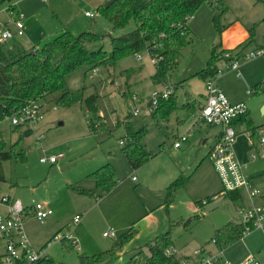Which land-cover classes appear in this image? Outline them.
I'll return each mask as SVG.
<instances>
[{
	"label": "rangeland",
	"instance_id": "obj_1",
	"mask_svg": "<svg viewBox=\"0 0 264 264\" xmlns=\"http://www.w3.org/2000/svg\"><path fill=\"white\" fill-rule=\"evenodd\" d=\"M88 1L92 2V0ZM88 1L75 0L74 15L69 21L63 20L65 12L61 11L62 9L51 8V0L48 2L13 0L1 3V20L9 21L12 18L14 22L20 8L25 15L24 21L27 28L26 35L22 37L23 44H17L11 39L3 46V49L9 54H15L22 49H29L27 48L29 44H45L63 30H70L77 35L84 31L97 34V38L85 41L86 46L89 49L102 48L110 51L112 36L127 33L136 28V23L132 20L128 26L114 29L112 23L99 12L100 5H89ZM224 1L227 10L221 17L223 27L221 32L214 24V11L208 2L202 4L188 20V24L194 21L199 24L200 32L196 31V36L194 32L190 35L194 37V41L191 40L184 51L185 65L189 63L194 53L190 67L199 68L206 63L212 44L220 46L223 42L224 46H229L233 44L235 38L248 34L252 27H255L258 36L264 33V2L256 5L252 2L254 0ZM79 2L81 4H78ZM86 10L92 11L94 16H85ZM230 26L233 31L223 41L222 32ZM191 51L193 52L190 54ZM59 56L57 54L56 58ZM242 63V74L236 76L235 72L226 68L227 62L223 61L219 65V68L223 70L218 76L219 86L228 97L246 101L251 110L253 124L259 125L264 121V89L252 94H248L247 90L256 83L264 81V59L257 57V59L243 60ZM180 67L172 76V80H168L169 83L177 80ZM155 69L149 51L144 49L134 55L120 58L114 66H100L96 72L93 68L82 66L68 74L69 90H82L85 97L93 93L100 97L98 112L105 119L109 130L97 135L90 130L88 123L90 113L82 103L61 106L56 103L54 96L48 97L42 103L44 104L42 117L34 125L32 133L24 134L22 139H20L21 130L12 127L9 119L0 122V133L6 141V149L9 150L12 144H17L14 156L2 163L5 180L0 182V187L14 198L22 199L23 203L29 207L30 215H32L33 200L47 203L54 211V214L47 217L44 222L32 217L26 221V229L32 245L36 249L46 247L47 254L54 261L53 264H78L80 255H85L91 250V241L95 244V249L88 255L110 249L116 238L127 232L136 221V228H138L136 237L127 242L115 258L105 263L124 264L135 252L143 248L146 242L166 231L173 222L175 245L183 248L191 257L196 256L202 248H206L213 253L221 251L222 260H228L230 264H239L250 255H255L264 264V235L259 228H255L230 246L219 247L213 242L215 228L229 221H241L237 206L243 203L248 204V201H234L223 197L221 198L223 204L220 206L211 210L207 207L203 208L201 220L194 221L192 228L186 229L181 224H177L181 217L186 219L192 212L189 208L190 204L200 199L195 196H202L203 192L210 190L206 188V184L212 187L216 183L213 175L215 169L206 155L213 142L212 134L219 127H211L200 122V129L191 130L193 116L182 107L186 99L183 88L178 90L179 105L175 114H172L168 120L160 116L155 118L148 109L149 97L167 85H156L153 82L151 76L155 73ZM188 89L197 98H201V94L206 91V81L200 76H193L189 81ZM126 95L129 97L128 100ZM135 95L142 103L138 105L140 111L137 115L131 113L135 105H129L128 102ZM183 115H185L186 123L175 122L178 116ZM125 120H130L139 128H147L143 143L148 150H154L157 153L154 159L137 170L131 168L122 153L123 146L119 143L126 132L125 126L120 122ZM176 126L180 127L178 136L187 134L190 135L191 140L189 145L185 144L179 150L180 152L174 151L171 147L178 137H175ZM238 129L237 147L243 151L241 154L245 155L248 149L249 130L248 127H238ZM41 134L45 137L42 141H38L37 138ZM208 137H211V140L205 143ZM162 146L166 150L159 153ZM59 153H63L65 157L56 164L40 160L44 154L50 156ZM204 157L206 161L202 172L194 174V168L191 171L187 170L188 166ZM107 163L115 167L118 181L116 187L110 192L103 193L102 197L97 199L81 195L70 188V184L77 183L85 186V181L94 183L91 188H95L96 182L86 175ZM170 166L178 168L186 166L185 173L191 175V179L180 189L174 202L167 208L164 201L166 186L169 183L162 185L160 178L155 176ZM210 167L214 172H211ZM250 170L257 175L264 186V159L255 160ZM133 176L137 180H133ZM97 192L101 193V190ZM243 194L246 195L245 192ZM77 214L82 217L81 224L78 226L73 221ZM111 229L115 236H104L103 232ZM68 230L74 236L76 249L70 247L66 240H53L55 234ZM82 240L85 241L88 249L83 248ZM145 249L150 254V250ZM222 260L215 264H223Z\"/></svg>",
	"mask_w": 264,
	"mask_h": 264
},
{
	"label": "trees",
	"instance_id": "obj_2",
	"mask_svg": "<svg viewBox=\"0 0 264 264\" xmlns=\"http://www.w3.org/2000/svg\"><path fill=\"white\" fill-rule=\"evenodd\" d=\"M5 1L0 0V4ZM208 2L214 11L213 21L221 32V17L227 10L224 0H115L109 6L104 4L98 7L99 12L104 15L113 25L114 29L124 28L133 20L136 28L118 36L111 37L112 50L102 48L89 49L85 41L95 39L97 34L84 31L75 34L70 30H63L52 40L45 44H35L29 49H22L15 54H9L4 49L5 44L0 45V122L4 121L14 111L26 106L32 100H37L43 106L46 99L54 96L56 103L61 106H71L77 102L82 103L87 112L90 113L88 120L90 130L97 135L109 130L105 119L98 112L99 95L93 93L87 97L82 90L71 91L67 86V76L70 72L88 66L97 69L100 66H114L120 58L134 55L144 49H152L155 44L160 45L159 51L163 59L155 65L156 71L152 76L155 84L165 83L174 73L182 56L183 49L191 42V29L188 24L192 16L202 4ZM12 6H10L11 8ZM264 21V18H263ZM255 27L251 28L253 31ZM232 49L218 50L214 47L206 66L195 75L207 80L217 74L219 63L223 60H231L234 56L226 58V52ZM60 56L56 58V55ZM262 82L256 83V93ZM174 92L167 99H161L153 114L160 110L162 116L168 118L177 108ZM129 97L126 95V99ZM188 105V104H187ZM189 106V105H188ZM246 124L254 139L258 138V127L253 124L249 114L241 115L234 120ZM125 126V136L122 137V152L133 168H139L154 156V151H149L143 143V137L147 133L146 127L138 128L130 120L120 122ZM21 130L22 136L29 135L32 130ZM16 143L6 149V141L0 133V182L5 180L2 171L3 161L11 159L16 152ZM24 156V154H22ZM116 169L111 163L104 164L92 171L87 177L96 182V189L86 188L80 184H70V188L85 196L100 197L116 187ZM191 179V175L181 173L166 188L165 205L167 208L174 202L178 192ZM97 190H101L97 192ZM228 197L234 201L243 200L242 192L238 190L229 191L225 195L222 190L215 196H208L197 201L198 210L186 219H181L177 224L190 229L194 221L203 216V208L216 198ZM173 225L156 235L148 241L143 248L135 252L124 264H179L185 256L178 253L168 254L167 250L175 247L173 240ZM250 227V231L248 229ZM255 229L252 223L229 221L215 229L213 240L222 247L232 245L242 239L246 234ZM138 228L133 223L130 229L116 238L110 249L92 255H80L78 264H105L115 258L123 246L136 237ZM56 235V234H55ZM66 240L70 247L76 249L73 242ZM150 250V254L146 249ZM53 259L46 255L39 264H53ZM0 264L1 260H0Z\"/></svg>",
	"mask_w": 264,
	"mask_h": 264
},
{
	"label": "built area",
	"instance_id": "obj_3",
	"mask_svg": "<svg viewBox=\"0 0 264 264\" xmlns=\"http://www.w3.org/2000/svg\"><path fill=\"white\" fill-rule=\"evenodd\" d=\"M47 1V0H43ZM87 15L93 16V12H86ZM19 18L14 21V30L10 28L7 22L0 20V45L5 44L8 40L21 37L25 34V24L22 20L23 13L18 14ZM193 16V15H192ZM190 16L189 19L192 17ZM160 45L155 44L149 49V54L154 65H157L163 55L157 51ZM234 53V52H233ZM232 52H226V58L233 56ZM140 57V56H139ZM257 57L264 58V38L256 47L251 48L242 53H234L231 60L226 61L228 70L236 71L240 76V63L242 60H251ZM96 70V69H94ZM223 70L219 68L217 74L208 78L206 81V100L199 111V120L213 126H219L221 132L216 143L209 152V159L212 161L222 182V194L225 195L229 191L238 190L242 193L246 192L249 204L243 203L237 206V212L241 217V221L252 223L255 228H259L264 235V188L254 185L253 178L247 172V164L243 163L236 151L235 143L238 137L237 129L234 127V120L241 115L248 113L249 109L246 103H233L230 101L226 93L216 84V78L222 74ZM264 88V81L258 87ZM174 92V87L166 85L164 89L155 91L148 101L150 111L154 110L161 99H167ZM248 94L256 93V88L251 87L247 90ZM129 105L134 104L132 114H138L141 103L140 98L135 95L132 100L128 101ZM43 106L37 100H32L26 106L14 111L6 119L10 120L12 127L19 126L23 130H33L34 125L42 117ZM257 141L252 137L251 131L248 133L250 144L255 145V149L250 153L253 160L258 158L264 159V123L258 127ZM45 135L41 134L37 140L42 141ZM189 135L182 134L174 142L175 147L187 141ZM123 144V140H121ZM64 154L41 156L42 162L55 163L63 158ZM22 199L14 198L10 193L5 192L0 187V260L2 264H39L46 256L45 248L36 249L32 245L25 228L26 217L30 214ZM33 217L40 222H44L47 217L53 214V209L43 201L33 200L31 205ZM81 220V215L74 217V223L77 224ZM249 231L251 230L248 227ZM105 236H115L114 231L104 232ZM70 239L74 245L76 241L72 240L70 232H61L54 235L53 240ZM215 243V241L213 240ZM168 254L176 252V248L172 247L167 250ZM199 252L198 259L184 258L179 264H215L222 260L221 254L209 252L206 248H202ZM223 264H230L228 260H222ZM239 264H262L255 256L250 255Z\"/></svg>",
	"mask_w": 264,
	"mask_h": 264
},
{
	"label": "crops",
	"instance_id": "obj_4",
	"mask_svg": "<svg viewBox=\"0 0 264 264\" xmlns=\"http://www.w3.org/2000/svg\"><path fill=\"white\" fill-rule=\"evenodd\" d=\"M48 1H50V0H47V2ZM88 1V0H87ZM107 0H92V2L91 1H88V3H89V5H94V6H98V5H101V4H103V3H105ZM247 1V0H246ZM252 2H254V4H258V3H260V2H264V0H254V1H252ZM78 4H81L80 2L78 3ZM18 5H19V2H18ZM12 8H14V6H12ZM51 8L52 9H57V10H59V9H62L61 11H64L65 13H64V15H65V17H63V20H67V21H69V20H71L72 19V17H73V15H74V11H75V0H51ZM68 10V11H67ZM88 11H90V10H86L85 12H84V14H85V16H87V17H93V16H89V15H87L86 14V12H88ZM95 11V10H94ZM18 12L19 13H23V12H21V10H20V8H19V10H18ZM90 12H92V11H90ZM15 18H16V16H14ZM24 17H25V15H24V13H23V17H22V20H23V22H24V24H25V21H24ZM17 18H19V16L17 17ZM1 20V19H0ZM1 21H3V20H1ZM3 22H7L8 24H9V26H10V28H12L13 30H14V22H12V18L9 20V21H7V20H4ZM264 22V21H263ZM189 27H190V31H191V34H192V32H194V34H195V36H196V31H198V32H200V25L199 24H196V22L194 21L193 23H191V24H189ZM249 29V28H248ZM233 31V28H232V26H230L229 28H226L225 30H224V32H222V35H223V41L225 40V37L230 33V32H232ZM249 31V30H248ZM26 33H27V28H26V24H25V34L23 35V36H21V37H16V38H12L14 41H16V43L18 44H23L24 42H23V40H22V37H24L25 35H26ZM251 34H252V31H251V28H250V32H248V34H246V35H244V36H242V37H240V38H235L234 39V42H233V44H229V46H224V44H223V42L221 43L222 45H220V46H216V45H213L212 44V48H211V50H210V54H209V56H208V58H207V60H206V63H207V61H208V59L210 58V56H211V53H212V50H213V47H217L218 48V50H222V49H232V51L236 54V53H242V52H244V51H247V50H249V49H251V48H254V47H256V46H258L262 41H263V38H264V33L262 34V36H258L257 35V30L255 29L254 31H253V37H251ZM191 37V40L192 41H194V37H192V36H190ZM16 39V40H15ZM11 40V39H10ZM9 42V40L5 43V45L7 44ZM26 43V42H25ZM210 43V42H209ZM195 44H196V42H195ZM34 45H31V44H29V47H27V48H31V47H33ZM187 47V46H186ZM186 47L183 49V53H182V56H181V58H180V60H179V63H178V66H177V68L175 69V71H174V73H173V75L176 73V71L178 70V68L180 67V70L178 71V76H177V80L176 81H172L171 83H169L168 82V80L170 79V80H172V76L165 82V83H162L161 85H164V84H167V85H171V86H173V85H175V96H176V101H177V108H176V110L178 109V105H179V96H178V90L180 89V88H183V89H185V97H186V99H185V101H183V104H182V107L190 114V115H192L193 116V118H192V122H191V124H192V127H191V130H194V128L196 129H200L201 128V125H200V122H202V121H200L199 120V111H200V108H201V106L205 103V100H206V91L203 93V94H201L202 95V97L201 98H197V96H195V94L194 93H192L188 88H189V81H190V79H192V77L193 76H196L195 74L199 71V70H201V69H203L205 66H206V63L205 64H202L199 68H191L190 67V64H191V59H193L192 57H193V55H194V53H193V55H192V57L190 58V61H189V63L187 64V65H185V63H184V56H185V49H186ZM208 49H209V44L207 45V51H208ZM193 51H191L190 52V54L192 53ZM258 58H262V57H258ZM257 59V58H256ZM264 59V58H263ZM223 61H226V60H223ZM223 61H221L220 63H219V65L223 62ZM243 61V60H242ZM242 61H241V63H240V72H241V74H242V70H241V67H242V65H243V63H242ZM246 62V61H245ZM95 72L97 71V69L96 70H94ZM155 71H156V69H155ZM232 71V70H231ZM233 72H235V74H236V76H238L237 75V72L236 71H233ZM154 75V74H153ZM152 75V76H153ZM152 76H151V78H152ZM205 80V79H204ZM218 80H219V78L217 77L216 78V84L219 86V82H218ZM156 85H159V84H156ZM220 87V86H219ZM221 88V87H220ZM222 89V88H221ZM227 95V94H226ZM228 96V95H227ZM229 99H230V101L231 102H233V103H238V102H244V103H246L247 104V102L246 101H244V100H242L241 98H235V97H233V98H231V97H228ZM189 106H188V105ZM247 106H248V104H247ZM149 109V108H148ZM248 109H249V111H248V114H249V118H251V120L253 121V119H252V117H251V110H250V108H249V106H248ZM175 110V111H176ZM154 111H156V108L154 109V110H152V111H149L150 113H152V115L155 117V118H158L159 116L160 117H162L163 119H165V120H168L169 118H170V116L172 115V114H175L174 112L168 117V118H164L163 116H162V111L160 110L157 114H153L154 113ZM198 113V114H197ZM135 115H137V114H135ZM198 115V116H197ZM185 117V115H183V116H178L177 118H176V120H175V122H177L178 124H184V123H186L185 121H186V119L184 118ZM189 120H191V119H189ZM169 122H170V120H169ZM204 123V122H203ZM264 123V121L261 123V124H263ZM190 124V125H191ZM204 124H206V123H204ZM261 124H259V125H261ZM189 125V126H190ZM206 125H208V124H206ZM259 125H256V126H259ZM136 126V125H135ZM182 126V125H181ZM209 126H211V127H213V125H209ZM136 127H138V126H136ZM215 127V126H214ZM219 127V126H218ZM234 127L237 129V132H239V129H238V127H247L246 126V124H244V123H241V122H237V123H235V125H234ZM139 128V127H138ZM176 129H177V134H176V136L175 137H177L178 135H179V131H180V127L179 126H176ZM196 129V130H197ZM249 130V129H248ZM33 131V130H32ZM220 132H221V128L219 127L216 131H214V133L212 134L213 135V142H212V144L210 145V149H209V151H208V153H207V155H206V158H209V152H210V150H211V148L213 147V145L216 143V141H217V139H218V136H219V134H220ZM208 133H209V131H208ZM238 135H239V133H238ZM190 136V135H189ZM179 138V136L176 138V139H178ZM254 139V138H253ZM122 140V139H121ZM121 140H120V145H124V144H122L121 143ZM211 140V137H208V138H206L205 139V143L207 142V141H210ZM255 140V142L257 141V139H254ZM176 141V140H175ZM191 143V140H190V137L188 138V140L187 141H185V142H183L182 144H181V146L180 147H175L174 146V142H173V145L171 146V147H173L174 148V151H178V152H180L179 150H181L184 146H185V144H190ZM247 146H248V149H247V152L245 153V155L243 154H241V153H243V151H241L240 149H238V147H237V140H236V143H235V147H236V151H237V153H238V156H239V159L243 162V163H245V164H247V168H246V170H247V172L250 174V176L253 178V183H254V185L255 186H257V187H260L259 185H262L261 184V182H260V179H258L257 178V175L254 173V172H252L251 170H250V166H251V164L253 163V162H255V160H253L252 158H251V156H250V153L255 149V147H256V144L255 145H252V144H250V141H249V138H248V142H247ZM166 149L162 146V148H161V150L159 151V153H161V152H164ZM149 151H154V150H149ZM123 153V152H122ZM158 153V154H159ZM157 155V153L155 154V156ZM64 157H65V155H64ZM63 157V158H64ZM63 158H61V159H63ZM155 157H153L152 159H154ZM206 158L204 157V158H199L200 159V161H198V160H196L195 162H194V164L193 165H190V166H188V169L187 170H193V168H194V174L195 173H197V172H202V168L205 166V161H206ZM61 159H59V160H61ZM127 159V158H126ZM151 159V160H152ZM258 159H261V158H258ZM258 159H256V160H258ZM58 160V161H59ZM150 160V161H151ZM57 161V162H58ZM150 161H148V162H150ZM57 162H55V163H51V164H56ZM129 162V161H128ZM147 162V163H148ZM196 163V164H195ZM130 164V163H129ZM146 164V163H145ZM144 164V165H145ZM213 164V163H212ZM144 165H142V166H144ZM130 166H131V164H130ZM141 166V167H142ZM211 166V165H210ZM141 167H139V168H141ZM185 167L186 166H182L181 168H178L177 166L176 167H167V169H164L163 171H161L159 174H156V178H160V181H161V183H162V185H167L168 183L170 184L171 182H172V179H174L178 174L180 175L181 173H185ZM213 167H214V165H213ZM131 168L132 169H134V170H137V169H139V168H133L132 166H131ZM214 169H215V167H214ZM183 170V171H182ZM210 170H211V172L213 171V169H212V167H210ZM93 171V170H92ZM214 172V171H213ZM215 172H216V174H215ZM215 172H214V177H215V179H216V183H215V185H212V187H210L209 186V184L207 183L206 184V188H209L210 190H206V192H203L204 194H201L202 196H195L196 198H199L200 197V199H204V198H206V197H208V196H215V195H217L221 190H222V182H221V180H220V177H219V175H218V173H217V171H216V169H215ZM89 173H91V172H89ZM88 173V174H89ZM87 174V175H88ZM186 174V173H185ZM86 175V176H87ZM178 175V176H179ZM177 176V177H178ZM218 176V177H217ZM176 177V178H177ZM175 178V179H176ZM219 178V179H218ZM133 180H137V178L135 177V176H133ZM95 181V180H94ZM79 184V183H78ZM93 184L94 183H91V181H85L84 182V187H86V188H91L92 186H93ZM168 184V185H169ZM168 185L166 186V188L168 187ZM96 188V187H95ZM95 188H92V189H95ZM260 188H264V186L262 185ZM245 192V191H244ZM179 193V192H178ZM105 194H107V193H105ZM243 194V193H242ZM245 194H246V192H245ZM178 195V194H177ZM85 196V195H84ZM92 197V196H91ZM102 197V195L100 196V197H98V198H101ZM97 198V199H98ZM222 197H219V198H216L213 202H217V201H220V200H222L221 199ZM246 198V199H245ZM200 199H197L196 201H192L193 203H191L190 204V206H189V208H190V210L192 211L191 213H189V215H188V217H190L191 215H193L197 210H198V206H197V201L198 200H200ZM245 200V202L246 201H248V204L250 203V200L248 199V197H247V195H244L243 194V201ZM212 203V202H211ZM223 204V203H222ZM220 206V205H219ZM206 207V206H205ZM216 208V207H215ZM195 211V212H194ZM53 214H54V212H53ZM78 215V214H77ZM76 216V215H75ZM31 217L33 218V219H36L35 217H33V215H28L27 217H26V221L28 220V219H31ZM181 219H185L184 217H181ZM37 220V219H36ZM201 220V219H200ZM26 221H25V228H26ZM81 221H82V217H81V220H80V222L79 223H77L76 224V226H78L79 224H81ZM134 223H136V221L134 222ZM193 225H194V223H193ZM192 225V226H193ZM75 226V227H76ZM74 227V228H75ZM192 228V227H191ZM216 229V228H215ZM59 231H60V229H59ZM26 232H27V229H26ZM68 232H70L71 233V231H69L68 230ZM105 232V231H104ZM104 232H103V234H104ZM250 233V232H249ZM248 233V234H249ZM27 234H28V232H27ZM72 234V233H71ZM105 236V235H104ZM29 237V236H28ZM73 238H74V236H73V234H72V240H73ZM30 239V238H29ZM31 241V240H30ZM150 241V240H149ZM49 243H50V241H49ZM147 243V242H146ZM145 243V244H146ZM91 244L92 245H90V249L91 250H89V252H86L85 253V255H88L89 253H92V251H94V249H95V244L91 241ZM82 246H83V248L84 249H88V246H87V244L85 243V241H83L82 240ZM44 247V246H43ZM43 247H41L40 249H42ZM175 248H176V253H178V255H180V256H185V257H188V258H192V259H198L199 258V252H197V254H196V256H193V257H191L189 254H187L186 252H185V250H183V248H178L176 245H175ZM45 250H46V247H45ZM209 252H211V251H209ZM213 253V252H212ZM46 255H48L47 254V251H46Z\"/></svg>",
	"mask_w": 264,
	"mask_h": 264
},
{
	"label": "water",
	"instance_id": "obj_5",
	"mask_svg": "<svg viewBox=\"0 0 264 264\" xmlns=\"http://www.w3.org/2000/svg\"><path fill=\"white\" fill-rule=\"evenodd\" d=\"M115 0H107L105 2V6H109L110 4H112ZM263 111H264V108H263ZM223 203V200H220L218 202H212V203H209L206 205L207 209L211 210V209H214L215 207H218L219 205H221Z\"/></svg>",
	"mask_w": 264,
	"mask_h": 264
}]
</instances>
